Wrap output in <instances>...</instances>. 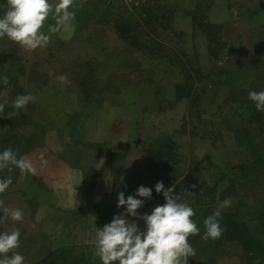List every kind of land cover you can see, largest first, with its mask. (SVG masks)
<instances>
[{
	"label": "rangeland",
	"instance_id": "rangeland-1",
	"mask_svg": "<svg viewBox=\"0 0 264 264\" xmlns=\"http://www.w3.org/2000/svg\"><path fill=\"white\" fill-rule=\"evenodd\" d=\"M164 1L171 8L166 19L157 16L161 0H34L17 19L8 41L12 55L0 57V264L43 258L42 264H114L113 251L123 244L136 264H197L176 248V207L192 188L190 172L229 192L215 196L221 209L245 206L244 217L264 199V0ZM149 2L158 9L144 22ZM194 13L221 26L214 57L205 33L192 28ZM116 15L139 23L138 41L117 36ZM186 74L192 93L177 99L174 85ZM160 146L170 152L165 162ZM70 156H81L89 179L99 169L83 187L95 188L96 211L111 230L96 232L111 242L58 246L35 263V226L42 223H35V193L43 201L39 193L57 191V160ZM255 161L263 169L258 176H239L234 168ZM163 165L178 170L187 185L181 192L165 179ZM118 167L122 173L104 197L110 181L103 172ZM114 189H120L122 234L102 218ZM59 248L71 249L49 263L46 255ZM208 264L252 263L238 243H225Z\"/></svg>",
	"mask_w": 264,
	"mask_h": 264
},
{
	"label": "trees",
	"instance_id": "trees-1",
	"mask_svg": "<svg viewBox=\"0 0 264 264\" xmlns=\"http://www.w3.org/2000/svg\"><path fill=\"white\" fill-rule=\"evenodd\" d=\"M33 1L34 0H0V57H2V51L9 52L7 56L12 55V50H10L11 46L8 41H10V37H14L17 19L21 17L25 10H28L33 6ZM149 3L150 4L147 7L143 5L142 12L144 16L141 18L144 22H150L151 13L156 14L158 9L156 6L152 5L153 2ZM161 4V6H163L168 3L161 0ZM196 8L197 6L194 10ZM163 10L161 13L158 12L157 16L159 19H166V16L169 11H171V8L168 5H164ZM192 11L191 13H193ZM203 18V15L199 17L196 13H194V16L192 14V28L205 33L207 39L206 46L208 47L207 52L214 57L216 56L214 45L219 43L218 40L220 39V35H216V32L217 30L219 32L221 26L216 23H210L202 20ZM112 20V28L119 38L124 40L131 38L133 41H138L139 36L137 34V30L139 28V23L135 20L132 21L129 18H124L121 15H116ZM4 41H7L5 47ZM219 44L222 46V43ZM138 47H146L145 42L139 43ZM13 56L16 57V55ZM4 57L2 59L5 62L10 61ZM177 63L180 64V62ZM179 66L184 70V65L182 63ZM236 71L240 70L237 69ZM189 80L190 75L186 74L185 77L182 76V79L175 83V98H189L192 93L191 86L188 83L190 82ZM245 140L248 141L247 136L245 137ZM160 149L157 156L159 158L160 153L162 159L159 158V160L161 162H165L167 157L170 155V152L163 150L164 148L161 146ZM259 160L260 162L262 161L261 159ZM162 167L163 169H166L164 170V172H166L165 179L167 181L170 179L175 180L176 183L172 187L175 188L177 185L176 190L181 192V190L187 185L185 184V181H181L179 179L180 173H178V170H168L167 168L170 167L167 165H163ZM230 168L231 167H229V169ZM234 168L238 170L239 176L246 174V176L251 177L258 176V170H263L262 166L257 161L246 164L242 163ZM255 169H257V171H255ZM226 174L227 172H223L222 178H224ZM185 179L191 180V184H189V186H192V188L187 187V189L182 191V195L185 193L184 202L179 203L178 207H176V210L180 209L176 222L178 228V243L176 248L178 250L182 249L183 254L187 255L188 259L192 258L191 256L196 258L198 261L197 264H208L209 262L211 263V261L215 260L219 254L220 247L223 244L238 243L245 251V254L248 256V259L252 264H264V199L256 203L254 202L252 209L246 213H242L245 214L243 217L240 212L242 208H245V206L221 209L218 207L219 205L215 203V196H218L219 200H222L224 197L231 196L228 195L229 192L226 193L224 191L225 193H222L223 191L217 187V182L209 186L206 184L204 179H197L192 172H190ZM227 186L230 187V190H232L234 188V181L229 179ZM196 189H199V191H196ZM190 190L191 193H189ZM217 193L219 195H217ZM170 200L173 204H176L173 195ZM185 201H187L186 204ZM118 209L119 205L116 202V204L108 209V214H102V218L108 222V227L113 228L119 234H122L123 227L118 217ZM122 246V249L113 251L112 256L118 259V262L114 264H136L130 255L129 246L126 244H123ZM69 249L71 248H59L49 252L46 255L47 261L50 263V261H52L55 257L57 260L64 255H68ZM42 262H46L45 258L39 261L38 264H42ZM65 263L66 262L63 264Z\"/></svg>",
	"mask_w": 264,
	"mask_h": 264
},
{
	"label": "crops",
	"instance_id": "crops-1",
	"mask_svg": "<svg viewBox=\"0 0 264 264\" xmlns=\"http://www.w3.org/2000/svg\"><path fill=\"white\" fill-rule=\"evenodd\" d=\"M105 148L110 155H113L111 153L115 150L112 149L113 147L106 143ZM75 150L78 151L76 148ZM57 157L61 158L59 154ZM71 158L72 156H70V159L57 160L60 166L59 178L57 179L59 180V184H63V191H59V184L57 183L56 188L58 192L56 190H49L48 195L43 194V192L39 193L40 196H44L43 201L35 193V203L38 207L35 211V223L39 222L42 218L41 228L36 229L35 226V230L40 234V242L35 243V263L48 251L58 246L75 243L111 242V240H106L108 235H98L96 232V228L101 227L106 228L110 233L111 230L106 227L103 220L99 218V213L96 211L100 207V202L95 197V188L87 192L83 187L84 184H89L90 179L96 180L97 176L99 177V169L89 179L90 175L88 172L83 173L82 171L81 156L78 161H75V158H73L75 159L73 161ZM106 171L105 173L103 172V176L105 175L110 182L105 190L104 197H106V193L109 195L110 192H113V187H115V184L112 182L114 181L113 178L119 177L120 173H122V168L118 167L114 172L111 169ZM114 190V199L108 208H111L116 202L119 206L121 204H119L118 200L120 189ZM47 196L48 200L46 199ZM61 201L63 202L61 203ZM119 220L122 223L120 217ZM61 233H63V238H60Z\"/></svg>",
	"mask_w": 264,
	"mask_h": 264
}]
</instances>
